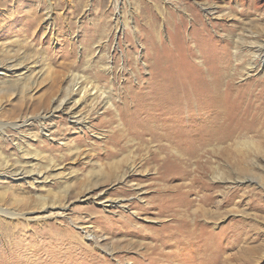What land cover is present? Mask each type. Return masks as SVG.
<instances>
[{
    "label": "rangeland",
    "instance_id": "obj_1",
    "mask_svg": "<svg viewBox=\"0 0 264 264\" xmlns=\"http://www.w3.org/2000/svg\"><path fill=\"white\" fill-rule=\"evenodd\" d=\"M208 108L232 147L176 161ZM262 133L264 0H0V264H264Z\"/></svg>",
    "mask_w": 264,
    "mask_h": 264
},
{
    "label": "bare ground",
    "instance_id": "obj_2",
    "mask_svg": "<svg viewBox=\"0 0 264 264\" xmlns=\"http://www.w3.org/2000/svg\"><path fill=\"white\" fill-rule=\"evenodd\" d=\"M85 90V89H84ZM83 92H85V91H83ZM70 97V96H69ZM208 97V96H207ZM66 97H63V98H61V99H58L57 100V103H56V106H55V108H61V107H63L64 106V102H66L67 101V99H65ZM149 101V100H148ZM159 101V100H158ZM187 102V101H186ZM161 103V102H160ZM212 103V102H211ZM185 104V103H184ZM167 105V104H166ZM171 105V104H170ZM185 106V105H184ZM73 107V106H72ZM186 107V106H185ZM184 107V108H185ZM193 108V107H192ZM167 109V108H166ZM189 109V108H188ZM201 109V108H200ZM209 109V108H208ZM215 109V108H214ZM214 109H209V110H207V112L204 114V121H203V124L201 125V127L199 128L198 127V129H191V128H189L188 126H186V127H181L180 126V124L178 123V122H180V120L179 119H177L176 121H172L171 120V122H172V125L170 124V125H168V126H165V128L166 129H168V130H170V135H168V137L166 138V141L168 142V144H170V143H176V146L177 147H179L180 146V143L182 142V144L181 145H184V146H187V147H189V148H185V147H179V148H184L185 150L184 151H182V152H180V151H178L177 149L173 152V156L176 158V161L178 160V159H180V157L181 156H184V155H186L187 157H186V159H190L191 157L193 158V157H195V159H196V161L198 160V158L200 157V152L202 151V150H205L206 152H208V153H210V154H212V155H214V156H216V157H219V156H221V155H219V154H222V152H224V148H225V151H228L227 149H228V146H229V148H231L232 147V141H233V139H232V137H233V131H232V129H230V126H228V127H226V128H222L223 126H224V124H222V123H217L216 121H215V119H216V112L214 113ZM191 110H193V109H191ZM205 111V110H204ZM152 112H154V111H152ZM166 112V111H165ZM181 112V111H180ZM189 112V111H188ZM159 113V112H158ZM193 113V115H191V116H198L199 114H200V111L199 112H192ZM169 114V113H168ZM189 114V113H188ZM203 115V114H202ZM156 116V115H155ZM170 116V115H169ZM180 116V115H179ZM191 116L189 117V120H190V118H191ZM199 116H201V115H199ZM198 116V117H199ZM44 117V116H43ZM175 117H177L176 115H175ZM197 117V118H198ZM153 118V117H152ZM193 118V117H192ZM171 119H172V117H171ZM222 119V118H221ZM189 120H188V122H189ZM196 120V119H195ZM224 120V119H223ZM152 122V121H151ZM156 122V121H155ZM154 122V123H155ZM184 122V121H183ZM194 122V121H193ZM226 122V121H225ZM157 124V123H156ZM185 124V123H184ZM194 124V123H193ZM155 125V124H154ZM190 126V125H189ZM152 127V126H151ZM192 127V126H191ZM156 128V127H155ZM232 128V127H231ZM159 130V129H158ZM155 131H157V130H155ZM175 133H180V135L179 136H177ZM184 133V135H181V134H183ZM262 135V137L264 138V133H262L261 134ZM154 136V135H153ZM157 140V139H156ZM231 141V143H229ZM151 142V141H150ZM155 142H157V141H155ZM217 142V143H216ZM218 143H220V144H222L221 146H215V144H218ZM159 144V143H158ZM164 145V144H163ZM174 146V145H173ZM223 146V147H222ZM140 147V146H139ZM167 147H169V145L167 146ZM175 147V146H174ZM149 148V147H148ZM171 148V147H170ZM157 149V148H156ZM223 151H222V150ZM165 151H166V149H165ZM204 151V152H205ZM153 152V151H152ZM161 152V151H160ZM167 152V151H166ZM203 152V153H204ZM147 153V152H146ZM164 153V152H163ZM171 153V152H170ZM227 154H229V153H227ZM176 155V156H175ZM222 155H224V154H222ZM112 156V155H111ZM170 156H171V154H170ZM209 156V155H208ZM229 156V155H228ZM154 155H152L151 156V159L153 160L154 159ZM163 157V156H162ZM173 157V158H174ZM223 157V156H222ZM225 157V156H224ZM156 159V158H155ZM183 159V158H182ZM194 159V160H195ZM226 159V158H225ZM147 160H148V158H147ZM175 160V159H174ZM193 161V160H192ZM134 162V161H133ZM158 162V161H157ZM129 163H131V162H129ZM133 164V163H132ZM132 164H130L129 165V167H128V172H124V173H121V174H118V175H114V176H116V178H118V179H122V178H124L125 176H128V174L127 173H130V172H133V171H135L134 170V168H135V166H133ZM159 164V163H158ZM174 165V164H173ZM180 165V164H179ZM178 165V166H179ZM142 166H144V164L142 165ZM146 166V165H145ZM181 166V165H180ZM154 167V166H153ZM174 167V166H173ZM187 167V166H186ZM195 167V166H194ZM4 169H5V167H3ZM1 169H2V167H1ZM189 169V168H188ZM159 170V169H158ZM186 170V169H185ZM193 172V171H192ZM199 172V171H198ZM165 173V172H164ZM0 174L2 175V174H4V173H2V172H0ZM189 174V173H188ZM131 175V174H130ZM190 175V174H189ZM108 176L107 175H105V177H104V179H108L107 178ZM169 177V176H168ZM169 178H171V177H169ZM214 178L215 179H222L221 178V176L220 177H218V176H216V174L214 175ZM35 179H37V177H35ZM164 180H165V178H164ZM98 182V179H96V180H94V182H92V183H90L89 185H87V186H84L83 188H81V191H83L82 193V196H84L85 194H87V193H89L90 192V190H92L91 189V187H92V185L93 184H95V183H97ZM202 183V182H201ZM191 184V186H193V183H190ZM200 187V186H199ZM198 191V190H197ZM176 193V192H175ZM177 196V195H176ZM201 197V196H200ZM39 199L41 200V201H43V203L41 204V206L39 207L40 209H43L44 207H45V204L47 203L46 202V198H41V197H39ZM178 199V198H177ZM210 199V198H209ZM3 193H0V203L1 204H3ZM179 200V199H178ZM181 200V199H180ZM203 201H205V200H203ZM169 202V201H168ZM193 202V201H192ZM196 202V201H195ZM205 202H207V201H205ZM209 202V201H208ZM172 203V202H171ZM190 203V202H189ZM170 204V203H169ZM173 204V203H172ZM171 204V205H172ZM182 204V203H181ZM56 205V201H53L51 204H49V205H47V206H50V207H52V206H55ZM170 205V206H171ZM58 207L59 208H62L63 209V207H60V205H58ZM157 207V206H156ZM171 209V208H170ZM187 209H188V207H187ZM173 210V209H172ZM172 212V211H171ZM174 212H181V211H178V209H176V210H174ZM189 214V213H188ZM204 214H207V212L206 211H204ZM24 214L23 213H16V212H14V211H10L9 209H7L6 207H3V206H1L0 205V231H1V233H2V230H4L5 229V224H4V222L3 221H5V220H7V218H10L11 220L12 219H16L17 217H20V216H23ZM172 215H174V214H172ZM180 215V214H179ZM178 214H177V217L179 216ZM176 216V215H175ZM187 217H189V216H187ZM182 218L183 217H181V220H182ZM193 218V217H192ZM189 220V219H188ZM191 221V220H190ZM195 221V220H194ZM174 222L176 223V224H173V225H178L179 226V224H178V220L176 219V220H174ZM192 222V221H191ZM186 223V222H185ZM168 224V223H167ZM184 224V223H183ZM169 225H171V224H169ZM169 225H167V227L169 226ZM173 225H171L172 227H173ZM199 225V224H198ZM177 226V227H178ZM163 228H165V227H163ZM175 228V227H174ZM179 232L177 231V233H172V232H170V234H169V240H166L165 242H163V243H161V245H159V244H156V243H154L152 246L154 247V249H153V251H155V250H158L159 251V253H157V254H161L163 257L165 256H169V254H171V253H175L176 254V256L179 258V256H180V254H182V251L183 250H185L187 247H185L184 249H182V250H178L177 249V247H176V249H174V251H170V252H166V253H162L161 252V249L163 248V247H167V246H169L170 244H171V242L172 241H176V242H178V241H183V240H186V237L188 236V235H192V234H194L195 233V227H192L191 225H188V224H184V226H179ZM198 228V227H197ZM169 230V229H168ZM171 230V229H170ZM176 230V229H175ZM166 231V228L165 229H163L162 230V232H165ZM203 231V230H202ZM196 234V233H195ZM165 235H167L166 233H165ZM156 237H158V238H160V234H158ZM189 237V236H188ZM168 239V238H167ZM201 239V238H200ZM237 239V238H236ZM240 239V238H239ZM156 240V239H155ZM238 240V239H237ZM239 241V240H238ZM237 241V242H238ZM152 243V242H151ZM174 243V242H173ZM186 243V242H185ZM203 243V242H202ZM207 243V242H206ZM210 243H211V241H210ZM187 244L188 245H186V244H184V246H188L189 247V245L190 246H192L193 244H194V241L193 240H191V239H189V241L187 242ZM200 244V243H199ZM222 244V243H221ZM225 244V243H224ZM1 245V244H0ZM175 245V244H174ZM228 245V244H227ZM4 246H5V248L6 249H11V250H15L16 251V244H14L13 242H7L6 244H4ZM210 246V245H209ZM225 246V245H224ZM223 246V247H224ZM162 247V248H161ZM211 247V246H210ZM149 248H151V246L150 247H148V248H146V252H144L143 253V255L144 256H148L147 254H148V250L147 249H149ZM190 248V247H189ZM231 248V247H230ZM240 248V247H239ZM188 249V248H187ZM172 250V249H171ZM189 250V249H188ZM201 250V249H200ZM243 251H244V249H242ZM152 251V252H153ZM181 251V252H180ZM191 251H193L191 254H192V258H193V260H194V249L193 250H191ZM212 251V250H211ZM238 251V250H237ZM216 252V251H215ZM225 252V251H224ZM247 252V251H246ZM9 253V252H8ZM151 253V252H150ZM199 253V252H198ZM206 254V253H205ZM17 255H19V253L16 251V256ZM221 255V254H220ZM1 256V255H0ZM153 256V255H152ZM200 256V255H199ZM216 256V255H215ZM158 258H160V261L162 260V262L163 261H165L166 262V260H167V258H165V259H162V257H158ZM183 258V257H182ZM197 258V257H196ZM211 258V257H210ZM221 258V257H220ZM177 259V258H176ZM180 259V258H179ZM204 259V258H203ZM206 259V258H205ZM218 259V258H217ZM0 260L1 261H4L5 260V258H0ZM219 260V259H218ZM249 260V259H248ZM175 260L173 259L171 262H174ZM181 261V260H180ZM203 261V260H202ZM209 261V260H208ZM245 261V260H244ZM244 261H242L243 263H244ZM250 261V260H249ZM43 262L44 261H39L38 262V264H43ZM158 262V261H157ZM1 263V262H0ZM4 263V262H3ZM176 263V262H175ZM180 262H178L177 264H179ZM242 263V264H243ZM162 264V263H161ZM165 264V263H164ZM195 264V263H194ZM196 264H206V262L204 261L203 263H201V262H197ZM246 264H251L250 262H247L246 261Z\"/></svg>",
    "mask_w": 264,
    "mask_h": 264
}]
</instances>
